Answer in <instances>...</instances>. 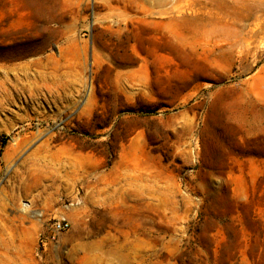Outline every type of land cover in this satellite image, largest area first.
<instances>
[{
  "label": "rangeland",
  "instance_id": "rangeland-1",
  "mask_svg": "<svg viewBox=\"0 0 264 264\" xmlns=\"http://www.w3.org/2000/svg\"><path fill=\"white\" fill-rule=\"evenodd\" d=\"M0 264H264V0H0Z\"/></svg>",
  "mask_w": 264,
  "mask_h": 264
},
{
  "label": "built area",
  "instance_id": "built-area-1",
  "mask_svg": "<svg viewBox=\"0 0 264 264\" xmlns=\"http://www.w3.org/2000/svg\"><path fill=\"white\" fill-rule=\"evenodd\" d=\"M22 206H24V208H27L30 206V202L24 200L22 202ZM47 222L50 223L47 225L46 235L45 236L41 235L40 237V241L42 244H45L47 240H52V241L55 240V237L59 232L68 228V221L65 219H58L51 217L47 220Z\"/></svg>",
  "mask_w": 264,
  "mask_h": 264
}]
</instances>
